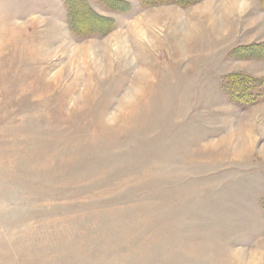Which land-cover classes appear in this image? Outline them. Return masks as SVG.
Returning a JSON list of instances; mask_svg holds the SVG:
<instances>
[{
	"label": "rangeland",
	"instance_id": "1",
	"mask_svg": "<svg viewBox=\"0 0 264 264\" xmlns=\"http://www.w3.org/2000/svg\"><path fill=\"white\" fill-rule=\"evenodd\" d=\"M85 1L0 0V264H264L255 0Z\"/></svg>",
	"mask_w": 264,
	"mask_h": 264
},
{
	"label": "trees",
	"instance_id": "2",
	"mask_svg": "<svg viewBox=\"0 0 264 264\" xmlns=\"http://www.w3.org/2000/svg\"><path fill=\"white\" fill-rule=\"evenodd\" d=\"M114 5H117L119 1L116 0H110ZM200 0H138L139 4L141 7H151V6H157V5H167V4H173L177 5L180 7H187L189 5H192L194 3L199 2ZM261 2V7L264 10V0H260ZM65 7L67 8L69 14H71L74 22L73 24H77L78 26L82 25H87L86 22H91L92 24L90 25L93 28H102L100 25H96L95 22H102L107 24L108 20L105 18H101L94 14L87 6V3L85 0H64ZM82 15V20L80 23H78V17ZM89 20H88V18ZM75 29V28H74ZM80 29V28H79ZM97 29H87V27H84L80 29V32H87V31H92V30H97ZM76 31H79L75 29ZM233 55L237 56L240 58H258L261 60H264V43L261 44H252L249 46H240L236 48L233 51ZM231 79L230 81V93L233 96V98L240 103H247L251 99V103H253L255 100L252 98L250 92H249V87L250 84L252 83H257V84H263L264 83V78L262 79H254L249 76H243L239 74H232L229 76ZM256 102V101H255ZM250 103V104H251Z\"/></svg>",
	"mask_w": 264,
	"mask_h": 264
},
{
	"label": "crops",
	"instance_id": "3",
	"mask_svg": "<svg viewBox=\"0 0 264 264\" xmlns=\"http://www.w3.org/2000/svg\"><path fill=\"white\" fill-rule=\"evenodd\" d=\"M116 1H119V0H116ZM120 1H126L127 3H129L130 7H131V11L129 12V14L127 13V20L130 16L131 13H136V12H140L142 10L141 6L139 5V2L138 0H120ZM222 2L224 5L225 4H228L230 5V7L233 9H238L236 11V13L238 11H240V9H244L248 3H249V0H246V4L241 7V6H238V5H234L233 3H230L228 0H204L203 2L197 4V5H194V6H191L189 8H185L184 10H182L183 13H187L188 16H190L191 14L198 12L197 10H199L201 7L203 6H208L210 3H217V2ZM253 11H252V18L250 17V20H253L255 21V44L257 43H264V39L263 37L259 36V30L261 29L262 26H264V11L261 9V4H260V0H255V4L253 3ZM159 8H173V9H178L180 11V8L179 7H176L175 5H166V6H160V7H157L155 9H159ZM220 9V7H219ZM242 9V10H243ZM246 10H244L242 13H241V18H242V21H243V14L245 13ZM247 13V12H246ZM204 16H206V14H202ZM120 16H118L119 18ZM261 31V30H260ZM258 32V33H257ZM262 34H264V27L262 28ZM252 41L250 43H253ZM247 45L249 43H246ZM245 43L243 44H238V45H246ZM256 172H261V169L259 170L258 168L255 169Z\"/></svg>",
	"mask_w": 264,
	"mask_h": 264
}]
</instances>
